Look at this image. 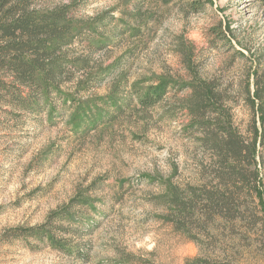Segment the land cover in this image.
I'll return each mask as SVG.
<instances>
[{
  "label": "rangeland",
  "instance_id": "1",
  "mask_svg": "<svg viewBox=\"0 0 264 264\" xmlns=\"http://www.w3.org/2000/svg\"><path fill=\"white\" fill-rule=\"evenodd\" d=\"M26 6L40 18L60 14L63 70L47 65L50 79L39 73L32 87L0 82V264H186L197 256L201 264H264V246L247 253L245 240L220 256L237 245L228 233L216 247L203 238L204 253L165 220L168 188L194 184L209 162L189 127L191 81L214 78L237 96L247 72L264 71V2ZM6 74L1 67L0 78ZM154 92L160 102L141 103ZM233 100L235 124L249 136L244 95Z\"/></svg>",
  "mask_w": 264,
  "mask_h": 264
},
{
  "label": "trees",
  "instance_id": "2",
  "mask_svg": "<svg viewBox=\"0 0 264 264\" xmlns=\"http://www.w3.org/2000/svg\"><path fill=\"white\" fill-rule=\"evenodd\" d=\"M59 19L57 13L41 18L33 15L26 0H0V68L7 72L0 78L2 84L7 83L6 77H12L10 83L19 86L37 85L39 73H44L49 64L58 63L57 68L62 72L63 63L57 61L56 54L64 42ZM42 79H50L48 72ZM190 88L189 127L200 134L197 140L206 149L209 162L203 164L194 184H172L168 188L165 220L176 232L198 243L204 253L210 249L201 242L203 238L216 247L220 239L225 241L228 233L237 245L227 250L220 248V256L238 252L236 247L245 240L248 241L246 252L251 253V249L264 246V188L257 161L262 143L257 119L264 121V71L254 68L247 72L240 91L236 90L237 96L244 95L252 113L249 136L235 124L230 103L237 96L231 94L232 85L224 87L214 78L195 76ZM162 95L146 94L141 103L154 106ZM30 230L40 234L39 227ZM192 261L201 264L200 256L188 259L186 264Z\"/></svg>",
  "mask_w": 264,
  "mask_h": 264
}]
</instances>
